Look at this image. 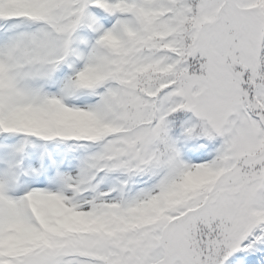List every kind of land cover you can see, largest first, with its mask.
<instances>
[{"label": "rangeland", "instance_id": "374dc122", "mask_svg": "<svg viewBox=\"0 0 264 264\" xmlns=\"http://www.w3.org/2000/svg\"><path fill=\"white\" fill-rule=\"evenodd\" d=\"M188 1L0 0V41L12 45L0 48V135L22 132L0 145V264H264L251 257L248 238L264 223V81L256 83L263 2L233 0L235 9L226 0ZM98 7L153 32L150 50L124 39L116 17L89 41L67 36L73 12L99 17ZM20 18L44 24L10 27ZM182 31L181 56L158 54L165 43L180 47ZM112 43L120 56L106 51ZM138 67L140 87L115 80ZM200 96L217 130L186 113ZM178 117L180 129L166 138ZM31 133L95 143L90 191H81L87 165L58 144L24 152ZM23 163L34 179L18 189ZM185 182L199 192L162 214L154 205ZM61 225L63 238L46 248L44 235Z\"/></svg>", "mask_w": 264, "mask_h": 264}, {"label": "trees", "instance_id": "16d2710c", "mask_svg": "<svg viewBox=\"0 0 264 264\" xmlns=\"http://www.w3.org/2000/svg\"><path fill=\"white\" fill-rule=\"evenodd\" d=\"M174 6L178 5L180 2L179 0H170ZM261 2H263V7H262V11L264 12V0H260ZM189 3L192 5V7H195L196 6V1L195 0H189ZM126 7V6H125ZM123 7V8H125ZM83 11V10H82ZM106 15H110V11H108L107 9H104ZM77 12H73V20L70 21L68 23V27L71 29L70 32H66L67 36H72V35H76L78 34V32L80 33H87V32H92V33H95V31L97 30V27L99 26V23L96 19L93 18L92 14L89 13V12H81L82 15H79L77 14ZM188 17V22H187V31H188V24L190 23V16H187ZM133 23L134 26L137 28V35L135 34V32H132L131 31V28L129 26L130 23ZM121 24V27H122V30H123V36H124V39L126 40H130L132 41L133 43H136L141 49L143 48H149L150 46V43L149 42H152L155 40V35L154 33L152 32H147L146 31V28L143 27L142 28V31H140V28H139V25H138V21L137 20H128V19H124L123 21L120 22ZM53 28H57L58 26L56 24H53L52 25ZM44 29L46 30L45 32L48 33V38L51 39V40H57L58 37H56L57 33L54 31H52L53 29L48 26V27H45L44 26ZM145 33H144V32ZM85 32V33H84ZM143 32V33H142ZM70 34V35H68ZM146 34V36H145ZM150 36V37H149ZM180 36L185 39L188 35H186L184 32H182L180 34ZM76 39V38H75ZM149 39V40H148ZM184 41V40H183ZM182 41V42H183ZM106 42H109V40L105 41V45H106ZM132 43V44H133ZM113 44V43H112ZM116 46L115 44H113L112 46V49H107L108 50V53L109 54H112V55H118L120 56L119 52H117L115 49H116ZM181 48H180V52L178 51H172V50H169L166 48V46L164 45H159L158 49L160 51V53L158 54H161L162 52H169V54H173V55H178V56H181L182 55V51H183V48H184V44L181 43ZM107 47V45H106ZM150 50V48H149ZM155 51V50H154ZM184 54V53H183ZM50 59H53V58H50ZM50 59H46L47 63L50 64L52 60ZM38 62H35V67L37 68V70L39 68L42 67V62L40 60H37ZM140 67L136 68L134 71L131 72V74L133 75H128L130 73H128L127 71L121 73V76L120 78H115L116 81H118L119 83H129V86L130 87H137L139 86L140 87V84H139V76H140ZM128 73V74H127ZM146 71H144L143 74H145ZM180 74V73H178ZM130 81V82H129ZM264 81V34H263V37H262V43H261V53H260V75L258 77V80L256 83L258 82H262ZM253 85H250V89L252 90L253 89ZM263 110V109H262ZM259 112V111H258ZM257 112V113H258ZM263 112V111H261ZM181 121V117H178L175 119L174 121V124H173V130L170 131V133H167L165 135L166 138H168L169 135H171L172 133L175 132V130L179 127V123ZM163 150H167V149H163ZM165 152L162 156L164 157H168L166 156L167 155V152L166 151H163ZM165 157H164V160H165ZM186 184V187L185 189H182L180 191V194H179V199L178 201L175 200L173 202V199H171L169 197V194H164L163 196V201L162 203H159L157 205H155L156 207L160 204H162L163 207V211H162V214H164V211H168V210H171L173 206H176L177 204H179L180 202H186V195L189 194L191 195V193L194 194V192H199V189L200 187L199 186H189L188 183H185ZM204 191L208 192L209 194V191L207 188L204 189V187L202 188ZM193 196H191L192 198ZM188 200H190V196L187 197ZM145 206L147 207L148 205L147 204H141L140 205V214L141 213H145L146 210H145ZM144 218V216L142 215L140 217V220H142ZM61 226L58 228L57 231L55 232H52V233H46L44 235V240L43 242H46L47 244L44 245L46 246V248H49V246H52L53 243L55 242V244H57V241H58V238H63V234L64 232L61 231ZM258 234L260 236H262L263 240H264V223H262L259 227H258V230H257ZM53 240V241H52Z\"/></svg>", "mask_w": 264, "mask_h": 264}, {"label": "water", "instance_id": "95a60500", "mask_svg": "<svg viewBox=\"0 0 264 264\" xmlns=\"http://www.w3.org/2000/svg\"><path fill=\"white\" fill-rule=\"evenodd\" d=\"M188 111L197 119H200V120H204L206 121L208 124H212L213 120L212 119H209L207 118V116L205 115L204 113V109L202 108V102H201V99L198 100V102L188 108Z\"/></svg>", "mask_w": 264, "mask_h": 264}, {"label": "bare ground", "instance_id": "6f19581e", "mask_svg": "<svg viewBox=\"0 0 264 264\" xmlns=\"http://www.w3.org/2000/svg\"><path fill=\"white\" fill-rule=\"evenodd\" d=\"M11 42L10 41H0V48L3 49V51H9L11 49ZM215 162H217L216 159L212 160V165L214 166Z\"/></svg>", "mask_w": 264, "mask_h": 264}]
</instances>
